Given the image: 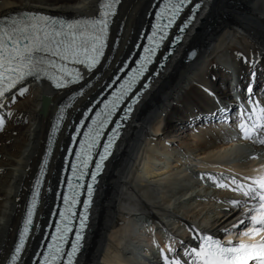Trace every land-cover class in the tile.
<instances>
[{
	"label": "bare ground",
	"instance_id": "bare-ground-1",
	"mask_svg": "<svg viewBox=\"0 0 264 264\" xmlns=\"http://www.w3.org/2000/svg\"><path fill=\"white\" fill-rule=\"evenodd\" d=\"M99 2L0 0V20L26 10L68 19L92 18ZM152 2L122 0L118 5L110 35L118 51L108 48L106 66L118 67L113 59L123 60L130 53L144 25L150 23L151 16L146 15ZM191 52L196 54L189 59ZM254 55L259 56L255 69L249 63ZM253 70L256 97H264V0H203L176 52L136 105L107 162L78 264H161L153 238L163 247L166 233L190 241L186 226L221 230L226 220H215L222 214L214 211L221 206L217 201L239 196L224 189L211 192L195 176L225 171L239 178L255 175L253 169L264 165V145L240 139L238 121L214 124L209 115L216 113L217 98L226 106L224 115L229 114L233 98L246 99ZM108 71L102 69L94 80L105 85L109 80L102 77ZM27 87L29 91L16 103L0 106V118L5 120L0 130V264L14 247L58 104L66 99L65 91H55L44 82H28ZM69 111L55 134L34 217L40 227L30 232L24 264H29L51 209L67 133L72 130L68 126L80 115ZM26 121L28 126H22ZM144 217L150 220L147 224Z\"/></svg>",
	"mask_w": 264,
	"mask_h": 264
},
{
	"label": "snow or ice",
	"instance_id": "snow-or-ice-1",
	"mask_svg": "<svg viewBox=\"0 0 264 264\" xmlns=\"http://www.w3.org/2000/svg\"><path fill=\"white\" fill-rule=\"evenodd\" d=\"M120 2L100 0L98 12L92 18L64 19L25 11L0 20V106L14 104L18 97H23L29 91V80L48 82L57 90H65L66 97L58 104L52 131L48 135V146L39 164V175L31 187L23 224L14 247L6 254L5 264H24L22 258L27 251L30 232L37 227L34 215L55 134L65 123L66 114L71 115L69 110L80 112L78 123L72 124L73 130L67 133L69 144L63 162L70 166V172L62 178L66 187L55 194L62 200V205L51 209V214L57 217L52 221L54 230L43 232L50 238L40 241L45 247L35 252L33 264H78L97 179L113 154L123 122L128 120L143 92L150 87L147 81L157 74L150 70V66L158 64L160 68L164 67V60L172 55V48L181 42L202 7V0H159L153 9L150 31L140 33L146 36V42L136 44L137 49L142 50L135 55H126L123 60L114 58L113 63L118 62L120 67L106 66V44L110 51H118L109 42V31ZM186 10L187 14L177 23ZM174 26L175 32L172 31ZM158 54L159 61L156 60ZM195 54L191 52L188 58ZM126 60H131L134 66ZM258 62L259 56L254 55L249 63L255 69ZM106 67L110 71L102 78L111 83L100 85L99 79L94 78ZM117 73L121 75L113 79ZM256 75L254 70L250 73V82L245 90L249 107L240 108L237 129L240 139L264 145V104L256 97ZM106 91L110 94L104 95ZM204 91L208 96H215L208 89ZM101 96L103 98L93 104ZM85 99L87 103H83ZM216 102V113L223 115L227 111L226 106L218 98ZM216 113L209 112V115ZM7 116L11 117L12 112L8 111ZM4 125L5 120L0 118V130ZM253 171L255 175L239 178L235 173L230 177L223 174L200 175L201 180L211 182L215 188L240 197L217 201L228 205L225 213H238L229 228H222L228 239L222 241L218 235L194 226H186L191 234L190 241L178 240L166 233L167 242L163 247L155 238L152 240L159 251L161 264H264V165ZM82 190H86L83 195ZM78 205L82 207L78 208ZM69 233L74 235L70 247H65L69 243ZM233 236L238 239L234 241Z\"/></svg>",
	"mask_w": 264,
	"mask_h": 264
},
{
	"label": "rangeland",
	"instance_id": "rangeland-1",
	"mask_svg": "<svg viewBox=\"0 0 264 264\" xmlns=\"http://www.w3.org/2000/svg\"><path fill=\"white\" fill-rule=\"evenodd\" d=\"M239 41H241V40H239ZM235 45H237L238 46V44L237 43H235ZM234 46V45H233ZM234 49H237L236 47H234ZM212 65V64H211ZM210 64L208 65V66H211ZM27 117L29 116L28 114L26 115ZM30 124V123H29ZM22 126H28V122L26 121V122H24L23 123V125ZM220 191H222V190H220ZM152 255V254H151ZM150 255V256H151ZM153 256V255H152ZM130 257V259H133V257H131V256H129Z\"/></svg>",
	"mask_w": 264,
	"mask_h": 264
},
{
	"label": "water",
	"instance_id": "water-1",
	"mask_svg": "<svg viewBox=\"0 0 264 264\" xmlns=\"http://www.w3.org/2000/svg\"><path fill=\"white\" fill-rule=\"evenodd\" d=\"M212 192V191H211ZM217 192V191H216Z\"/></svg>",
	"mask_w": 264,
	"mask_h": 264
}]
</instances>
